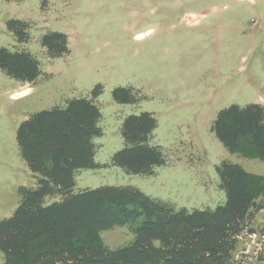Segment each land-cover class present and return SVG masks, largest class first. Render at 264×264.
Returning <instances> with one entry per match:
<instances>
[{
    "label": "rangeland",
    "instance_id": "obj_1",
    "mask_svg": "<svg viewBox=\"0 0 264 264\" xmlns=\"http://www.w3.org/2000/svg\"><path fill=\"white\" fill-rule=\"evenodd\" d=\"M12 19L27 23V40L9 29ZM49 32L67 34L68 53L48 55ZM1 47L31 52L42 73L30 83L0 69V221L21 204L22 187L37 185L18 144L20 125L86 97L102 111L103 135L94 139L102 166L77 171V189L132 185L177 209H215L227 198L217 167L240 164L261 207L252 209L232 260L264 264V160L249 147L230 150L213 131L232 104L264 106V0H0ZM118 87L132 88L137 101H118ZM144 111L158 120L150 143L162 147L166 163L131 174L112 158L125 145V118ZM101 237L110 248L135 238L127 226Z\"/></svg>",
    "mask_w": 264,
    "mask_h": 264
},
{
    "label": "trees",
    "instance_id": "obj_2",
    "mask_svg": "<svg viewBox=\"0 0 264 264\" xmlns=\"http://www.w3.org/2000/svg\"><path fill=\"white\" fill-rule=\"evenodd\" d=\"M9 25L27 40L26 22L12 19ZM42 44L50 57L69 52L68 36L62 32L45 34ZM0 69L30 83L42 73L34 54L6 47L0 48ZM102 88L98 85L93 96ZM133 93L126 87L114 91L123 103L136 102ZM101 119L98 104L84 97L64 108L40 111L20 125V151L38 180L36 187L21 188V204L0 221L3 264H235L237 238L252 209L261 207L249 188L250 173L240 164L222 162L217 171L226 202L205 210L177 209L132 185L77 189V171L102 166L95 160L94 140L103 135ZM157 126L152 112L128 115L122 128L125 145L114 154L113 164L131 174H153L165 164L162 147L150 143ZM213 131L230 150L249 147L264 160L262 104L224 108ZM116 226L131 228L134 240L116 248L105 245L101 233Z\"/></svg>",
    "mask_w": 264,
    "mask_h": 264
},
{
    "label": "crops",
    "instance_id": "obj_3",
    "mask_svg": "<svg viewBox=\"0 0 264 264\" xmlns=\"http://www.w3.org/2000/svg\"><path fill=\"white\" fill-rule=\"evenodd\" d=\"M149 31V30H148ZM147 31L146 32H139L135 35L136 38H142L144 35H146ZM77 179V178H76ZM78 182V181H77ZM27 187V186H25Z\"/></svg>",
    "mask_w": 264,
    "mask_h": 264
}]
</instances>
